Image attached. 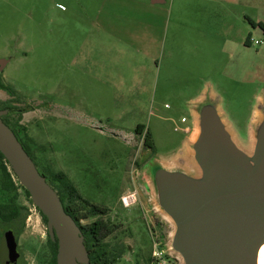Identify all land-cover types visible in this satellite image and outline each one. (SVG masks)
Returning <instances> with one entry per match:
<instances>
[{"label":"rangeland","instance_id":"rangeland-1","mask_svg":"<svg viewBox=\"0 0 264 264\" xmlns=\"http://www.w3.org/2000/svg\"><path fill=\"white\" fill-rule=\"evenodd\" d=\"M240 5L239 10L233 0L225 17L232 29L241 26L242 41H221L214 50L184 54L174 36V16L170 22L166 12L149 32L147 26L133 34L132 46L140 48L145 44L139 37H157L160 48L154 44L151 51H158L153 56L126 51L121 55L130 58L119 59V35L133 30L97 20L119 9V0H0V58L7 59L0 74L15 89L11 95L0 89V107L11 103L21 108L16 117L34 140L41 173L50 177V170L64 171L83 197L109 206L103 217L119 227L107 240L124 244L120 264L147 263L152 228L170 240L173 224L146 190L145 166L150 159L151 165L169 162L184 150L183 128L191 125L194 104L186 96H215L239 143L252 145V123L264 98V29L246 17L264 23V0H240ZM220 14H212L216 23ZM248 37L250 45L245 43ZM225 45L233 52H223ZM173 47L175 57L169 52ZM171 75V87H181L182 98L164 87ZM139 123L152 134L155 151L144 149V135L136 132ZM1 178L0 170V184ZM127 192L137 194L128 207L121 201ZM15 194L27 209L12 222L19 228L14 264H49L47 222L22 190L6 193L0 186V202ZM95 218L82 219V224ZM5 227L0 228L1 264L7 254Z\"/></svg>","mask_w":264,"mask_h":264},{"label":"water","instance_id":"water-1","mask_svg":"<svg viewBox=\"0 0 264 264\" xmlns=\"http://www.w3.org/2000/svg\"><path fill=\"white\" fill-rule=\"evenodd\" d=\"M159 2V0H153ZM7 59L0 58V71ZM197 130L186 149L169 162L145 166L146 190L172 222L167 250L181 264H259L264 245V98L252 123V145H241L223 117L217 98L204 94L193 104ZM0 108V152L58 241L57 264H89L90 252L77 220L40 172ZM145 150L150 147L145 144ZM5 264L19 254L6 232ZM8 242V243H7Z\"/></svg>","mask_w":264,"mask_h":264},{"label":"crops","instance_id":"crops-1","mask_svg":"<svg viewBox=\"0 0 264 264\" xmlns=\"http://www.w3.org/2000/svg\"><path fill=\"white\" fill-rule=\"evenodd\" d=\"M205 0H159V2H153V0H135L134 4H130L129 0H127L128 4H124L122 0H119V9H115L112 13L107 16L104 20L97 19L100 24L106 25H119V28H130L133 31L127 33V36L119 35V59L122 57L130 58V55H121L123 52L134 53L135 51L145 52L146 54H150L153 56L157 51H151V45L155 44V49L160 48L158 45V40L156 38H151L144 34L143 43L145 46L136 47L132 46L133 44V34L137 33L140 27H144L148 32L152 29L153 25L156 22V19L160 16V18L166 15V12L170 18V22L172 16H174V20L172 21L173 27L176 29L174 36L178 38V42L180 44V50L184 54H190L195 51L198 52L206 49L214 50V44H218V42H223L222 44H226L227 42H232V40H240L242 41L244 38L243 30L241 26H238L236 29L233 28V25H230V22L226 20L225 14L227 12L226 8L231 6L233 0H214V5L205 4ZM243 2V0H241ZM163 4L162 8H155L156 5ZM168 5V7H166ZM239 10L241 9L240 0H238ZM246 7V5L243 6ZM169 10V11H168ZM101 11V10H100ZM223 13L222 17L220 14V21L217 23L212 19V14ZM174 12V13H173ZM248 16V15H247ZM106 21V22H105ZM246 21H250L252 23V17H246ZM261 22V21H255ZM230 25V26H229ZM243 27V26H242ZM150 32L149 34H151ZM146 36V38H144ZM125 39H129L127 44L125 43ZM175 41L174 43H176ZM157 43V45H156ZM126 52V53H127ZM153 52V53H151ZM169 52L172 56L176 55V48H170ZM223 52L230 53L233 50L225 45L223 48ZM127 53V54H129ZM153 54V55H152ZM173 75L169 78H165L164 87H168L170 90H175V96L177 98H182V90L181 87L178 89H174L171 87V79ZM188 85H185L186 88ZM204 90V89H203ZM206 92V91H205ZM202 95H195L184 98L186 102L192 101L195 102L203 97ZM168 103H166L167 105ZM185 117V116H183ZM182 117V118H183ZM188 118L186 121L187 122ZM189 131H192V135L197 130V120L195 111H192V119L191 125H187ZM187 137L184 140L183 149H186V145L188 140L191 139L192 135H188L189 131L183 130ZM108 206V205H106ZM109 207V206H108Z\"/></svg>","mask_w":264,"mask_h":264},{"label":"trees","instance_id":"trees-1","mask_svg":"<svg viewBox=\"0 0 264 264\" xmlns=\"http://www.w3.org/2000/svg\"><path fill=\"white\" fill-rule=\"evenodd\" d=\"M252 23L253 25H259L264 29V23L255 22L253 20ZM245 43L246 45L251 44L249 37L247 38ZM0 89H5L11 94L15 93V89L11 85L6 84L3 81L1 74ZM5 107L6 105H2L0 108L5 109ZM3 119L12 128L13 126H18L21 129L24 138L20 137L19 134H16L27 152L35 160L37 166L39 167L36 156L31 151L34 140L27 133L26 126H24V124H20V121L16 116L12 117L11 121H8L6 116H3ZM136 132L141 135L143 134L144 143L148 145L153 151H155V143L152 138V134L149 132V130H146V125L143 123H139L136 127ZM0 170L2 174L0 186L4 192L17 193L18 191L22 190L25 195L31 200L29 191L20 184L15 174L10 170L9 164L1 152ZM42 172L46 176L48 181L51 178L50 183L58 191L64 203L65 209L77 220V222L81 226L85 237V244L90 252L89 264H120V258L125 252L124 244H113L107 240V238L111 234H113L119 227L118 224H113L109 219L103 217V215H106L110 212V208L104 204H97L83 197V195L76 187L75 183L66 172L61 170H50V177L43 170ZM24 209H27V207L25 205H20L17 203L16 194L9 198L7 201L0 202V228L6 225L2 236L9 230H12L16 240L18 239L19 228L14 227L12 225V222L14 220H17L18 218L24 217ZM38 210L44 220L47 222L46 216L41 212L39 208ZM92 217L96 218L92 222L82 224V219ZM1 238L2 237H0V245L1 241L3 240V238ZM48 242L52 254L49 264H57L58 241L53 240L49 232Z\"/></svg>","mask_w":264,"mask_h":264},{"label":"built area","instance_id":"built-area-1","mask_svg":"<svg viewBox=\"0 0 264 264\" xmlns=\"http://www.w3.org/2000/svg\"><path fill=\"white\" fill-rule=\"evenodd\" d=\"M257 42L258 40H256V43ZM186 120H187L186 117L182 118V121H186ZM183 130L189 131V128L185 126ZM121 201L124 206L126 207L131 206L137 201L136 192L124 193L121 196ZM153 229L154 228L150 229L152 248L149 259L146 264H180L179 259L167 250L168 239L165 237L162 238L160 234L156 233V231H154Z\"/></svg>","mask_w":264,"mask_h":264},{"label":"flooded vegetation","instance_id":"flooded-vegetation-1","mask_svg":"<svg viewBox=\"0 0 264 264\" xmlns=\"http://www.w3.org/2000/svg\"><path fill=\"white\" fill-rule=\"evenodd\" d=\"M9 94L11 95V93H9ZM5 109H7V113L4 116L7 117L8 121H11L12 117L17 116L22 111L21 108H18L17 106L12 105L11 103H7ZM31 109L32 108L30 107V108L27 109V111H29ZM13 130L15 131V133L19 134L20 137H22V131H21V129L18 126H13ZM31 151L34 153L33 148H31Z\"/></svg>","mask_w":264,"mask_h":264},{"label":"bare ground","instance_id":"bare-ground-1","mask_svg":"<svg viewBox=\"0 0 264 264\" xmlns=\"http://www.w3.org/2000/svg\"><path fill=\"white\" fill-rule=\"evenodd\" d=\"M259 264H264V245L261 247L259 252Z\"/></svg>","mask_w":264,"mask_h":264}]
</instances>
